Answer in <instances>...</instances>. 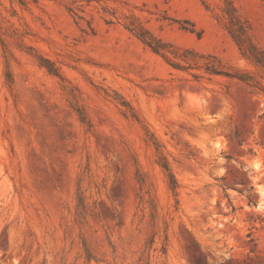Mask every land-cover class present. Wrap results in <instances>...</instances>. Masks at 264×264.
<instances>
[{"label":"rangeland","instance_id":"rangeland-1","mask_svg":"<svg viewBox=\"0 0 264 264\" xmlns=\"http://www.w3.org/2000/svg\"><path fill=\"white\" fill-rule=\"evenodd\" d=\"M230 1L264 54V0ZM225 6L0 0V264L264 257V70L242 54ZM133 21L253 81L174 69Z\"/></svg>","mask_w":264,"mask_h":264},{"label":"trees","instance_id":"trees-1","mask_svg":"<svg viewBox=\"0 0 264 264\" xmlns=\"http://www.w3.org/2000/svg\"><path fill=\"white\" fill-rule=\"evenodd\" d=\"M20 4L26 5L28 2L38 3L42 0H17ZM226 6L223 9L224 12V19L227 21V27L240 47V50L242 51V54L248 58L250 61H252L256 66L264 70V54L261 52L255 44H253L247 35V27L240 19L239 15L236 12L235 7L232 5L230 0H225ZM128 29H130L131 32H134L136 36L147 46L149 47L154 53L162 56L166 62L173 67L174 69L178 70H184L187 67L181 64V62L187 64L189 67L192 65H195L198 69L204 68L208 73L212 75H223L228 76L232 78H236L243 82H252L253 77L246 73H240L237 72L235 74H232L228 72L223 65V63L215 56L212 55H200L197 52L193 50H186L183 53H181L179 50L174 49L171 45L162 42L160 39L154 37L149 30L144 28L140 23L137 21H133L128 25ZM1 36V34H0ZM42 63V66L46 67L48 71L51 74H54L56 76H59V72L57 68H55L54 64L45 59L40 58ZM203 61V62H201ZM262 90L264 91V87H262ZM122 106L126 107V115L131 116V118L138 119L137 115L134 111V109L130 106V104L126 101L122 102ZM80 119L82 123H87V118L85 114L80 112ZM155 143V142H153ZM157 145V144H156ZM158 150V148H157ZM159 165L166 173V176L169 179V188L176 192L178 188L177 181L172 174L170 167L166 161V159L160 155L159 157ZM142 183H144V179L141 178ZM80 207L83 206L82 200H80ZM154 208V207H153ZM80 217L83 219V212L80 213ZM153 219L155 218V210L152 213ZM153 242V241H152ZM253 252V251H251ZM89 257L90 254H89ZM234 264H264V257H259L257 261H254L253 258H246L243 261H237Z\"/></svg>","mask_w":264,"mask_h":264}]
</instances>
